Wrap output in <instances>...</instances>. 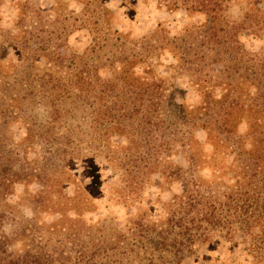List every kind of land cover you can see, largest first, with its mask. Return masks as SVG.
<instances>
[{"label":"trees","instance_id":"obj_1","mask_svg":"<svg viewBox=\"0 0 264 264\" xmlns=\"http://www.w3.org/2000/svg\"><path fill=\"white\" fill-rule=\"evenodd\" d=\"M102 1L85 0V12L74 23L90 28L93 45L85 53L68 58L58 53V48L69 18L44 14L42 18L36 10L28 14L24 7L19 17L32 26L33 31L23 27L24 34L34 36L35 30L43 26V104L49 108L50 121L43 126V156L31 162L17 165L20 159L12 157L5 150L6 144L0 142V264H106L102 261V240L96 244H88L89 238L83 241L79 222L66 216L87 200L81 197L82 188L76 185L71 170V164L80 159L79 145L83 141L76 139L75 130L60 125L64 129L60 134L56 127L63 116L61 104L72 99L70 104L81 102L91 107L92 98L100 106L96 118L101 121L102 132L112 123L129 140L124 150L120 148L124 164H115L118 160L114 151L106 156L114 167L127 168L126 186L115 191L116 201L125 192L126 199L141 197L144 173L151 171L145 162L140 164L145 154L156 157L152 170L181 186V192L163 206L164 218L151 222L142 213L134 222L131 236L139 237L142 259L151 264L155 260L158 264H173L193 254L197 246L229 243L230 248L240 247L251 259L250 264H264V60L260 53H248L238 40L244 31L259 30L250 23L251 14L228 24L225 11L229 0H159L170 10L203 14L205 21L185 28L177 36L159 29L150 38L132 43L107 27L110 12ZM163 53L176 61L171 66L173 74L186 75L201 95L199 107L189 111L174 104L169 108L167 79L137 77L136 65L149 68L144 72L150 74L152 60ZM219 62H224V67L218 68ZM104 72L109 73L106 80L100 75ZM214 87H222L223 91L227 88L229 93L213 94ZM246 89L254 92L250 108L240 102ZM107 98H112L114 112L105 106ZM242 121L245 130L239 134ZM196 129L206 132L209 153L193 138ZM155 130L161 138L151 144ZM101 140L105 142L102 134ZM93 142V138L84 142L87 150L94 148ZM27 149L25 154L30 151ZM176 155L184 160V166L165 165L166 158ZM226 157L228 162L224 161ZM204 166L210 169V177L200 173ZM31 183L39 190L34 195L26 194L24 199L35 205V217L17 222L9 198L15 185ZM69 185L76 186L71 197L63 191ZM42 205L59 213L60 218L38 223L37 210ZM5 224L13 225V230L5 232ZM18 243L20 248L15 249Z\"/></svg>","mask_w":264,"mask_h":264},{"label":"rangeland","instance_id":"obj_2","mask_svg":"<svg viewBox=\"0 0 264 264\" xmlns=\"http://www.w3.org/2000/svg\"><path fill=\"white\" fill-rule=\"evenodd\" d=\"M85 0H0V142L5 145V150L10 155L20 159L18 164L26 161L38 159L43 156V126H46L49 119V108L43 104V73L46 69L45 59H43V26L35 30V35L23 33L27 28L31 30L30 21L21 22L19 17L23 14V7L28 14L36 10L42 14L56 15L69 18L66 21L68 29L63 38L58 53L68 58L70 55H81L92 47L93 35L89 27H79V23H74L76 19L82 17L85 12ZM101 5L109 10L107 27L111 31H117L116 35L126 36L132 43L140 42L143 38H150L152 32L159 29L169 31L170 36L179 35L185 28L191 25L201 24L205 21V16L198 13L186 12L183 9L170 10L159 0H131L122 2L121 0H103ZM251 14L250 23L259 30L244 31L239 34L238 40L243 48L250 54L260 53L264 60V0H229L225 11V21L228 24L239 22ZM43 21V19H42ZM263 21V23H262ZM74 23V24H73ZM226 24V23H224ZM34 27V26H33ZM253 30V29H252ZM33 31V30H31ZM32 47V48H31ZM36 51H32L31 49ZM176 64L174 58L168 53H163L152 60L150 68L152 73L147 74L144 70L149 68L144 65H136L137 77H157L167 79V95H171L169 108L184 106L186 110H193L199 107L202 102L201 95L196 92L186 75L173 74L171 68ZM224 67V62H219L218 68ZM101 78L106 80L109 73H100ZM212 84V82H211ZM226 95L229 89L222 90V87H214L212 93ZM222 92V94H221ZM241 97V104L251 107V96L254 92L245 90ZM174 95V96H173ZM112 98L106 99V104L111 111L114 107ZM72 99L61 104L63 116L61 123H56L57 131L60 134L64 129L61 126L75 130L77 140H82L79 145L81 149L80 159L71 164V170L76 176V185L82 188L81 197L84 200L75 212L68 211L66 216L73 217L82 227L80 236L83 241L88 238L90 243L102 240L104 255L102 261L106 264H151L152 262L142 259V251L138 253L140 245L139 237L131 236L134 230V222L138 221L139 215L144 213V217H149L151 222L161 220L165 217V205L169 203L174 194L181 192V186L165 178H161L159 173L153 169V162L156 157L153 155L143 157L141 165L148 164L144 178L141 197L126 199L124 193L122 199L115 200V191L123 189L126 185L125 165L114 167L106 156L108 152L117 158V162H126L120 156V148L124 150L127 146V139L122 136V132L112 126L104 132L100 119L97 117V108L100 106L92 98L91 107L78 102L70 104ZM172 104V105H171ZM65 105V106H64ZM103 108V107H101ZM245 121L238 125V132L242 134L245 130ZM61 125V126H60ZM106 128V123L104 122ZM101 134L104 143H101ZM206 132L196 129L193 138L203 145L207 153L211 151L205 144ZM139 136L134 135L135 139ZM93 138L94 148L87 150L84 142ZM140 138V137H139ZM154 139L151 144L161 138L160 133L155 130ZM139 140V139H138ZM143 142V140H141ZM144 144V142H143ZM157 144V142H156ZM27 148L30 151H25ZM105 148V149H103ZM28 150V149H27ZM95 152L96 156H93ZM166 156V155H165ZM228 162V158L224 161ZM165 165L171 163L184 166V160L180 156H170L164 161ZM43 167V160L39 164ZM200 173L207 177L210 169L201 167ZM75 185L64 186L63 191L67 197L75 195ZM39 186L31 183L28 186L23 184L15 185L14 192L9 198V202L15 206L13 208L14 218L17 222H27L34 218L35 205L25 200L26 194L34 195L38 192ZM59 213L50 212L46 206L37 210L38 223H51L56 221ZM3 229L9 233L13 230V225L5 224ZM98 229V230H96ZM86 244V245H88ZM18 243L14 248H20ZM102 253V252H99ZM177 261V262H176ZM173 264H250L251 259L247 257L241 248L229 243L208 244L197 246L193 254H186L181 260H176ZM158 264V261H154ZM153 262V263H154Z\"/></svg>","mask_w":264,"mask_h":264}]
</instances>
